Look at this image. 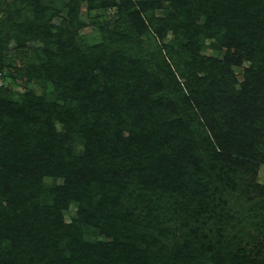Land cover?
<instances>
[{
	"label": "trees",
	"instance_id": "16d2710c",
	"mask_svg": "<svg viewBox=\"0 0 264 264\" xmlns=\"http://www.w3.org/2000/svg\"><path fill=\"white\" fill-rule=\"evenodd\" d=\"M167 1L158 17L154 0H34L38 22L21 23L19 31L25 38L44 31L45 44L54 45L47 53L55 72L42 78L45 114L35 109L27 87L21 103L0 99V264H140V255L168 262V244L156 243L159 235H169L180 219L187 254L190 238L206 222L202 213L212 217L221 207L205 198L198 180L208 177L204 186L231 180L228 170L243 179L263 163L261 133L252 126L264 114V0ZM83 2L89 11L113 9L117 27L87 22ZM2 4L8 6L0 0V25L7 17ZM167 29L174 38L165 42ZM206 38H214L210 55L201 53ZM7 55L5 48L0 75ZM240 59L250 64L236 89L230 65ZM75 110H87L85 118L92 110L127 114L128 133L101 134L99 117L100 133L83 130L72 116L67 130L84 134L83 149H64L69 132L58 134L52 117ZM166 197L173 206L160 218L156 205ZM184 199L195 203L184 208ZM70 202L78 210L66 223ZM177 207L182 215L174 213ZM88 230L105 237L84 239ZM238 253L216 264H243ZM174 258L170 264H187ZM248 262L264 264V258Z\"/></svg>",
	"mask_w": 264,
	"mask_h": 264
},
{
	"label": "rangeland",
	"instance_id": "374dc122",
	"mask_svg": "<svg viewBox=\"0 0 264 264\" xmlns=\"http://www.w3.org/2000/svg\"><path fill=\"white\" fill-rule=\"evenodd\" d=\"M5 1L8 6L5 4L2 5L7 13V17H5V20L0 25V45L3 46L0 48V53L6 48L8 55L6 56V63L3 69L4 75H0V99L7 102L21 103L23 102L25 91L22 87H27L31 92L30 94L33 95L34 101L32 104L35 109L44 112V98H42L44 96V87L42 85V78L46 77V73L51 76L55 72L53 67L51 69V58L47 53V49L52 48L53 50V42L51 41L49 44H45L44 31L35 37H32L31 32V36L29 35L30 38L22 37L20 34V32L23 31H19L21 23L28 28L31 23L38 22V15L33 11L34 0H14V2H12L13 0ZM154 1L160 2V7L155 10V15L158 17L162 16L169 5V1ZM84 3L85 2H83V5L81 6V11L87 19V22H101V24L112 29L117 27V15H115L113 9L89 11L85 8L86 5H84ZM51 22L58 24L60 22L59 15L57 14L52 17ZM184 22L185 21L183 20L182 24H184ZM13 25L15 26L14 28L12 27ZM50 32H55V28L53 27ZM81 32L83 33L84 30H81ZM147 36L142 38L144 40H149L151 37ZM166 36L167 38L165 42L174 38V35L171 34V30L167 31ZM213 42L214 38H206L201 53L210 55L212 52L210 44ZM260 52V55H262V49H260ZM225 54L226 49H221L219 57L222 58ZM231 64L230 70L236 79L235 87L236 89H240L244 80V70L249 67L250 62L245 59H240L239 64ZM3 77H8L9 82H12L14 85L11 87L6 86L2 80ZM51 84L56 88L55 82ZM51 84L49 85L50 87H52ZM243 98L246 99L247 104H249L250 101L253 102V100L247 96ZM56 101H58L59 104L62 103L59 92ZM69 101L70 100L68 99L65 104ZM79 101L80 100H76V102H74L75 108L80 104ZM261 102L262 101H258L257 107H261V105H259ZM72 106L73 103L65 105V107L69 108ZM84 111L76 112L75 110L71 116L63 115L60 118L52 117L55 131L60 135H65L64 132L68 127V117L73 116L74 118H82V120L77 119L76 122L78 124H85L83 130L84 128L86 129V127H92L94 132L96 131L97 133H100L101 129L99 128L102 123L98 124V126L95 123V118L99 117L101 120L105 121L103 123L104 128L101 131V134L107 129H109V133L110 131L117 129L120 136L123 134L127 135L130 126L128 122L130 120L127 118V114L121 115V113L115 111H102L97 116L94 115V111L92 110L90 111L89 117L85 118L87 112ZM254 118L255 122L252 128L260 131L262 140L261 144L264 145V114H259L258 117L255 116ZM8 120L10 119L7 118V121ZM11 124L12 122L8 121L7 130H12L10 129ZM67 131L69 132L67 137L71 140L67 143H62V147L68 149L71 145L74 152L81 151L83 149L81 142L84 134H81V131L76 128ZM30 136H33V134ZM121 143L123 144L125 142L121 140ZM260 154H264V147L261 148ZM262 160L263 163H260L254 174H249L243 179H241V174L239 175L233 171L229 172L228 170L227 175L232 181L225 177L222 181L204 186L209 178L204 177L198 180V182L201 183L199 188L206 189L205 198H211L213 204H219L221 207L218 209L215 208L212 217L209 216L211 215L209 212H204L205 214L202 213V216H204L203 219L206 220V222L202 225L199 236L194 237L193 239L192 237L190 238L191 240L187 247V250H190V252L187 254H183L181 249L184 245V239L187 238L184 229L182 228L179 230L181 220L178 219V221L172 222L175 225L172 228H177L170 229L169 235L167 236L159 235L156 240V243L159 245L168 244L166 249L167 254L170 252L168 256L169 261L161 262L160 264L173 263L171 260H174L176 255H179L180 258L187 261V264H216L217 261L220 262L217 258H220L221 256L225 257L229 252L233 253L236 251L239 252L238 256L241 258V261H244L243 264H251L248 262L251 259L261 260L264 258V157ZM205 166L207 167L208 165ZM49 180L52 181L51 179ZM189 183L192 184V180H189ZM254 185L259 186L260 190H257ZM173 188L174 186L170 190ZM155 191H157V189ZM167 193L169 192H166V194ZM194 203V199H184L183 205L184 208H186L188 205H193ZM171 206H173L172 198H163L161 204L156 205V213L159 217L162 215L166 216L167 210ZM77 210V205L73 202H70L68 208L63 210V216L66 223L71 222V219L76 214ZM174 213L180 215L183 214L179 207L174 209ZM172 223L170 224V227ZM189 223H191V221H189ZM163 226L165 227L166 225ZM92 229L95 231L94 228ZM103 237H105V235L102 231L92 234L91 231L88 230L83 234V238L90 241H95ZM139 262H141L140 264H157L154 263L153 260L144 259L142 255H140Z\"/></svg>",
	"mask_w": 264,
	"mask_h": 264
}]
</instances>
